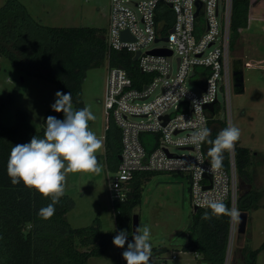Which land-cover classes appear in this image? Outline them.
<instances>
[{"label": "built area", "instance_id": "1", "mask_svg": "<svg viewBox=\"0 0 264 264\" xmlns=\"http://www.w3.org/2000/svg\"><path fill=\"white\" fill-rule=\"evenodd\" d=\"M230 10L231 0H108L103 33V133L112 122L120 141L116 166L106 172L109 200H124L137 172L186 177L192 207L217 200L228 203L222 264H231L234 254L239 195L234 151L227 152L224 166L212 170L203 144L197 148L190 137L199 128L217 126L218 121L224 128L231 126ZM122 31H127L123 38ZM111 51L120 53L113 64ZM132 69L137 75L132 76ZM218 90L223 95L221 105ZM208 103L211 109L204 107ZM175 258L171 251L160 260Z\"/></svg>", "mask_w": 264, "mask_h": 264}, {"label": "trees", "instance_id": "2", "mask_svg": "<svg viewBox=\"0 0 264 264\" xmlns=\"http://www.w3.org/2000/svg\"><path fill=\"white\" fill-rule=\"evenodd\" d=\"M248 5V0H231L230 34L237 35L238 29L246 26ZM103 33L94 27L39 24L17 0H4L0 5V57L6 58L25 75L48 81L55 88L52 103L45 111L38 129L29 124L26 113L19 109L15 111L12 124L3 125L0 122V264H86L89 257L100 256L119 231H127L130 241L132 208L139 203L141 183L154 172L135 173L129 182L125 199L110 201L114 223L112 231L102 230L97 217L88 225L71 227L64 216L71 206L65 194L55 205V214L50 219H43L38 214L39 210L47 206L50 199L43 198L23 184L13 185L7 175L11 148L30 142L33 136L43 137L49 116L59 119L61 113L52 110L57 92L70 93L74 109L84 107L81 82L87 69L98 67L104 60L106 45ZM118 54L110 52L112 64ZM131 73L132 76L137 75L133 69ZM10 100V94L0 96V112ZM209 129V139L214 140L224 129V124L218 121L217 126L211 125ZM103 142L104 161L107 169L112 171L120 149L119 131L112 122L108 123L103 133ZM209 147L211 145L203 143L208 159ZM233 151L236 174L245 184H250V150L236 142ZM226 155L227 152L223 154L222 166L226 164ZM257 198L255 190H246L238 195L236 210L248 213L257 207ZM223 203L229 209L228 203ZM205 212L210 213L209 206L191 210L189 226L173 248L197 254L196 264H222L228 214L204 220L202 216ZM261 249H264V240L255 249L247 246V240L241 241V264H255L256 254ZM153 252L160 255L166 252V248L159 246Z\"/></svg>", "mask_w": 264, "mask_h": 264}, {"label": "rangeland", "instance_id": "3", "mask_svg": "<svg viewBox=\"0 0 264 264\" xmlns=\"http://www.w3.org/2000/svg\"><path fill=\"white\" fill-rule=\"evenodd\" d=\"M17 1L33 20L42 25L94 27L102 33L107 27L108 0ZM3 2L0 0V5ZM248 2L246 26L239 28L237 35L230 34L231 58H240L242 64L243 91L235 94L231 89L229 107L231 126L239 128L241 133L237 144L250 150L252 161L248 168L252 174L249 185H244L237 175L238 193L252 189L257 192L258 198L255 201L257 207L247 213L244 233L239 235L238 242L234 239L231 264H241V241L247 240V246L255 249L264 240V0ZM105 70L104 60L98 67L87 69L80 86L84 107L89 106L96 116L89 126L101 139L104 126L101 98ZM186 86L197 91L191 84L187 83ZM7 94L11 95V100L0 112L1 124H12L15 111L19 109L26 113L29 124L38 129L45 111L52 103L55 88L48 81L25 75L6 58L0 57V96ZM217 101L219 105L223 102L219 90ZM218 117L224 118L221 107ZM62 118L61 113L59 119ZM171 150L176 152L174 148ZM97 158L102 166L100 174L77 173L67 176L64 194L70 199L71 206L64 216L71 227L88 225L97 217L102 230L112 231V209L106 191V172L111 170L106 167L103 148L97 153ZM188 186L186 177L164 172L151 173L141 183L139 203L132 208L131 214L137 215L138 227L150 226L149 264H196V255L173 248L189 226L192 206ZM112 241L100 256L89 257L86 264H126L122 258L123 250L119 251ZM159 246H164L166 252L155 254L153 251ZM171 251L176 254L175 259L160 260L161 256L164 259ZM255 264H264V249L256 254Z\"/></svg>", "mask_w": 264, "mask_h": 264}, {"label": "clouds", "instance_id": "4", "mask_svg": "<svg viewBox=\"0 0 264 264\" xmlns=\"http://www.w3.org/2000/svg\"><path fill=\"white\" fill-rule=\"evenodd\" d=\"M195 103V102H194ZM52 110L62 113L63 118L49 116L45 122L43 137L33 136L28 143L16 144L11 148L7 161V175L13 185L23 184L29 190H35L50 203L39 210V216L50 219L55 214V205L65 193L69 174H100L102 166L97 153L104 142L90 128L89 122L96 116L89 106L74 109L70 93H56ZM210 129L205 127L194 131L190 142L197 148L208 143L207 156L212 170L222 166L223 154L231 152L240 138V130L228 126L221 130L215 139H209ZM203 161V156L200 157ZM210 213L205 212L204 220L213 216L230 214L229 209L217 200L209 204ZM151 229L145 225L138 227L131 235L125 230L119 231L113 238V245L125 249L122 258L126 264H149L151 257Z\"/></svg>", "mask_w": 264, "mask_h": 264}, {"label": "water", "instance_id": "5", "mask_svg": "<svg viewBox=\"0 0 264 264\" xmlns=\"http://www.w3.org/2000/svg\"><path fill=\"white\" fill-rule=\"evenodd\" d=\"M199 4H197V8ZM197 11L195 12V14ZM127 35V31H122L120 36L123 38ZM153 53H164L162 50H154ZM138 52L135 53L134 58L136 57ZM231 80H232V91L235 94L241 93L243 91V76H242V64L240 58H231ZM212 103L205 104L204 107L207 109H211ZM119 155H117V159ZM241 194V192L239 193ZM196 207L193 206L192 210H195ZM247 213L245 211H239L237 213V221H236V234L235 238L238 239L240 234L244 233L245 223H246ZM138 227V219L135 213L131 214L130 221V241L131 235L134 233L135 229Z\"/></svg>", "mask_w": 264, "mask_h": 264}, {"label": "crops", "instance_id": "6", "mask_svg": "<svg viewBox=\"0 0 264 264\" xmlns=\"http://www.w3.org/2000/svg\"><path fill=\"white\" fill-rule=\"evenodd\" d=\"M102 140H103V139H102ZM243 184L245 185V183H244V182H243ZM248 185H249V184H248ZM241 192L243 193V192H245V190H244V191H242V190H241Z\"/></svg>", "mask_w": 264, "mask_h": 264}]
</instances>
